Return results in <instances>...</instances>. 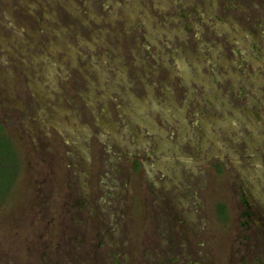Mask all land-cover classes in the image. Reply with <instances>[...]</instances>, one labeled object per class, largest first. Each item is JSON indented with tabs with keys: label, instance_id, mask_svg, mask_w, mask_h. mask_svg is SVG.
<instances>
[{
	"label": "rangeland",
	"instance_id": "374dc122",
	"mask_svg": "<svg viewBox=\"0 0 264 264\" xmlns=\"http://www.w3.org/2000/svg\"><path fill=\"white\" fill-rule=\"evenodd\" d=\"M0 126V264H264V0H0Z\"/></svg>",
	"mask_w": 264,
	"mask_h": 264
},
{
	"label": "trees",
	"instance_id": "16d2710c",
	"mask_svg": "<svg viewBox=\"0 0 264 264\" xmlns=\"http://www.w3.org/2000/svg\"><path fill=\"white\" fill-rule=\"evenodd\" d=\"M20 160L11 138L0 126V199L5 200L17 182Z\"/></svg>",
	"mask_w": 264,
	"mask_h": 264
},
{
	"label": "flooded vegetation",
	"instance_id": "af4514ba",
	"mask_svg": "<svg viewBox=\"0 0 264 264\" xmlns=\"http://www.w3.org/2000/svg\"><path fill=\"white\" fill-rule=\"evenodd\" d=\"M245 60V59H244ZM246 72V71H245ZM258 104H260V103H258ZM200 140V139H199ZM191 143H193V142H191ZM138 156V155H137ZM151 157V156H150ZM140 163H142L141 162V160L139 159V158H137V162H136V166H137V168L139 167V164ZM216 168L215 169H217V170H219V171H222V167L223 166H221V164H216ZM205 168L207 169V171H208V173H209V171L210 170H208V166H205ZM204 174V173H203ZM200 175H202V174H200ZM203 176V175H202ZM204 177H206V176H204ZM130 186V185H129ZM237 207H238V203H237ZM230 217V216H229ZM201 231V230H200ZM201 234H202V232H200ZM204 236V235H203ZM129 241V240H128ZM131 241V240H130ZM129 250H132L131 248L129 249Z\"/></svg>",
	"mask_w": 264,
	"mask_h": 264
}]
</instances>
